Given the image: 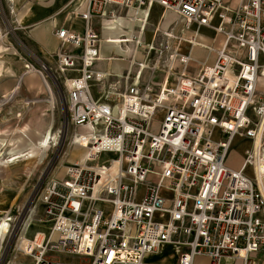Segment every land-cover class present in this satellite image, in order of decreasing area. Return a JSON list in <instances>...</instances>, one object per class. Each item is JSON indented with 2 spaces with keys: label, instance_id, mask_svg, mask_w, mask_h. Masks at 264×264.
<instances>
[{
  "label": "built area",
  "instance_id": "1",
  "mask_svg": "<svg viewBox=\"0 0 264 264\" xmlns=\"http://www.w3.org/2000/svg\"><path fill=\"white\" fill-rule=\"evenodd\" d=\"M153 4L178 19L144 43ZM79 16L81 34L54 29V69L24 65L46 89L52 76L63 129L84 128L73 142L86 148L65 177L35 193L49 230L30 240L32 264H76L75 256L86 264H194L197 255L208 264H264L250 259L264 255V0H87ZM123 20L133 29L130 39L118 37L132 44L128 67L96 69L120 57L100 56L114 39L98 29ZM202 29L219 34L218 45L201 42ZM196 46L203 59L192 55ZM236 137L251 144L232 167ZM168 245L180 253L174 261L149 259Z\"/></svg>",
  "mask_w": 264,
  "mask_h": 264
},
{
  "label": "rangeland",
  "instance_id": "2",
  "mask_svg": "<svg viewBox=\"0 0 264 264\" xmlns=\"http://www.w3.org/2000/svg\"><path fill=\"white\" fill-rule=\"evenodd\" d=\"M28 0H0V60L3 58L17 57L24 61L23 67L27 61L34 63L35 66L39 67L44 61H41L40 56L34 52L30 46L27 36L22 28L13 29L12 20L18 17L17 7H22ZM80 0H77L79 3ZM76 3V4H77ZM16 6V9L15 7ZM141 14V12H140ZM152 24V23H150ZM82 27V26H80ZM112 31L119 30V33L112 34L113 36L127 35L125 26L113 25ZM18 28V27H17ZM105 28L102 26L99 28L100 35H105ZM121 30V31H120ZM144 43H148L151 37L150 28L142 35ZM220 35L209 29H202L199 36V40L203 43L212 45H218ZM129 49L123 47L122 51H117L109 43L103 42L101 53L103 55H119L118 59H113L112 65H117L118 68L123 67L124 61L131 54L132 44H127ZM12 47V48H10ZM147 46H141L139 54L136 58L140 60L143 57L144 50ZM192 55L197 58H204L206 51L202 50L199 46H196ZM153 56V51H150L146 56V60H150ZM209 63H212L214 56H209ZM0 61V74L2 65ZM47 67L54 69V64H48L44 62ZM25 70V67L23 68ZM52 72V71H51ZM46 74V73H45ZM49 77H45L51 86L53 96L55 97V103L52 104L49 101L51 96L45 88L46 98L52 112V125L50 129L57 135V140H53L54 145H47L44 150V155L40 159L37 158L23 159L18 158L13 162H7L0 164V219L7 218V226L2 233L0 238V264H32L35 255V249L28 251L31 239L38 233H47L49 230L48 223H43L39 216L42 212V206L36 202L35 193L39 188L45 185L49 178L61 179L66 176L67 167L76 160L84 157L86 148L77 145L73 142L75 132H84V128H78L72 125L67 126L66 130L63 129L62 125V112L61 108L58 107L56 97L57 91L54 83L51 81L52 76L47 73ZM258 90L264 96V76L260 77ZM43 84V83H42ZM97 96V95H96ZM55 104V105H54ZM64 130V131H63ZM60 131V133H59ZM62 131V133H61ZM64 132V133H63ZM59 140V141H58ZM58 143V144H57ZM250 140L236 137L231 146L227 164L232 167H238L246 149L250 147ZM0 145H5L3 140H0ZM48 147V148H47ZM47 148V149H46ZM20 151V152H26ZM13 154V153H12ZM5 155L0 151V161H5L12 155ZM25 156L27 153H24ZM22 156V157H25ZM31 156V155H30ZM107 154L102 155V159L107 158ZM12 158V157H11ZM10 158V159H11ZM8 160V159H7ZM39 160V161H38ZM248 172L250 170L248 169ZM41 189H39L40 191ZM29 209H34L30 211ZM41 238L42 235L40 234ZM57 239V234H54L53 241ZM27 250V251H25ZM180 253H176V249L172 245H168L162 248L158 253L153 254L149 257L152 260H164L172 262ZM56 258L60 260L71 259L66 254L54 253ZM264 257L262 252L253 253L250 255V259H256L257 257ZM89 258L73 257V262L76 264H86ZM209 258L204 255H197L194 258V264H208Z\"/></svg>",
  "mask_w": 264,
  "mask_h": 264
},
{
  "label": "crops",
  "instance_id": "3",
  "mask_svg": "<svg viewBox=\"0 0 264 264\" xmlns=\"http://www.w3.org/2000/svg\"><path fill=\"white\" fill-rule=\"evenodd\" d=\"M76 3L77 0H28L22 7H17L19 16L12 20V28L14 30L19 29L20 25L30 46L40 56L41 61L54 64L55 52L59 47V40L54 35L55 27L64 26L80 34L83 31V21L79 14L86 9L87 0H80L79 3ZM14 7L16 9V6ZM130 13L131 10L128 11V14ZM139 15L141 14L139 13ZM177 19L176 14L153 4L149 9L148 25L140 33V38L142 39L141 35L149 28L152 36L155 27L165 29ZM104 24L107 29H105V35L101 36L102 38L114 39L109 44L117 51H122L123 47H128L127 44L121 42L122 40H118L117 36L112 35L119 33V30H111L112 26L116 25L115 23L104 21ZM121 24L126 27L124 33L127 35L123 36L130 39V33L133 30L132 24L124 20ZM135 25H138V22H135ZM66 47L72 48L69 45ZM101 49L102 44L100 46L101 57L109 56L103 55ZM132 52L133 49H131ZM138 54L137 50L135 57ZM0 61L2 63L0 74V140L5 142V145H0V151L6 156L13 153L10 158L24 153H31V156L20 158H37L42 152L40 145L42 138L53 133L50 129L53 114L48 103L49 98L45 99V88L40 77L34 72H25L23 60L12 56ZM113 61L98 60L95 62V68L111 73H122L128 67L127 58L121 68L112 65L111 62ZM46 90L53 97L51 86H48ZM92 91L98 94L96 84H92ZM25 150L28 151L20 152ZM5 161H0V164L6 163Z\"/></svg>",
  "mask_w": 264,
  "mask_h": 264
},
{
  "label": "bare ground",
  "instance_id": "4",
  "mask_svg": "<svg viewBox=\"0 0 264 264\" xmlns=\"http://www.w3.org/2000/svg\"><path fill=\"white\" fill-rule=\"evenodd\" d=\"M27 73V72H26ZM264 76V75H263ZM49 100H50V103L52 104L54 101H55V97L53 96V97H49ZM55 103V102H54ZM55 105V104H54ZM52 109V108H51ZM47 134V133H46ZM55 141V140H57V135L55 134V133H50V134H47V135H45L43 138H42V140H41V142H40V145H41V147L42 148H45L47 145H49V144H51V142L53 143V140ZM44 153V150L41 152V156H40V159L42 158V156L44 155L43 154ZM27 155H31V153H27ZM22 156H25V154H21V155H16V156H12V158L11 159H8V160H6L5 162L7 163V162H13L14 160H16V159H18V158H20V157H22ZM39 161V160H38ZM7 218H1L0 219V238H1V236H2V233H3V231L5 230V228H6V226H7ZM32 251V250H31Z\"/></svg>",
  "mask_w": 264,
  "mask_h": 264
}]
</instances>
